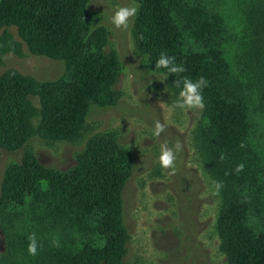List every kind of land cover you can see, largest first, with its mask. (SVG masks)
I'll return each mask as SVG.
<instances>
[{
  "label": "rangeland",
  "instance_id": "obj_1",
  "mask_svg": "<svg viewBox=\"0 0 264 264\" xmlns=\"http://www.w3.org/2000/svg\"><path fill=\"white\" fill-rule=\"evenodd\" d=\"M132 2L88 0L85 11V20L106 39L105 52H112L118 63L113 101L90 105L81 136L47 142L35 134L39 98L30 96L31 133L26 143L15 150L0 149V264H54L49 253L57 241L52 234L58 233L51 221L33 218L29 199L23 207L4 205L8 170L27 157L49 170H68L88 141L103 134L111 135L130 160L129 176L119 191L126 233L120 264H231L217 227L220 215L232 208L244 211L248 224L264 235V73L257 70L253 54L255 31L264 24V0H195L177 8L188 49L204 56L212 49L221 51L227 99L246 113L250 141L244 154L232 161L207 137L210 121L204 108L170 111L180 88L139 52L137 15L127 30L110 23L118 7ZM8 72L37 88L66 78L64 63L32 55L12 27L0 30V75ZM157 120L165 126L158 138L152 135ZM177 140L183 147L175 175H169L158 163L160 146L167 142L173 147ZM241 163L244 170L237 174L234 170ZM213 181L223 182L218 196L211 194ZM31 233L40 246L35 256L27 251Z\"/></svg>",
  "mask_w": 264,
  "mask_h": 264
},
{
  "label": "trees",
  "instance_id": "obj_2",
  "mask_svg": "<svg viewBox=\"0 0 264 264\" xmlns=\"http://www.w3.org/2000/svg\"><path fill=\"white\" fill-rule=\"evenodd\" d=\"M135 1L139 52L154 64L161 52L174 56L186 69L180 76L168 75L174 81L206 78L209 84L202 95L210 121L207 137L227 161L243 155L250 141L249 124L243 108L227 99L221 51L212 49L204 56L192 53L185 43L177 8L195 0ZM87 4L88 0H0V30L15 28L32 55L66 66L64 80L40 88L9 72L0 75V149L15 150L26 143L31 133L30 96L39 98L35 134L47 142L81 136L90 105L113 101L118 63L112 52H105L104 35L85 20ZM255 37L254 60L264 73V24L258 25ZM129 173L130 160L113 137L96 135L68 170L43 168L31 157L10 168L2 201L23 207L29 199L33 218L54 224L58 233L52 237L58 246L55 243L49 253L54 264H120L126 233L119 191ZM219 219L217 235L230 263L264 264V235L248 224L245 212L232 208Z\"/></svg>",
  "mask_w": 264,
  "mask_h": 264
},
{
  "label": "clouds",
  "instance_id": "obj_3",
  "mask_svg": "<svg viewBox=\"0 0 264 264\" xmlns=\"http://www.w3.org/2000/svg\"><path fill=\"white\" fill-rule=\"evenodd\" d=\"M139 7L134 2L127 5L118 7L114 11L113 15L110 18V23L115 29L118 30H127L129 27V22L138 14ZM156 69H166L165 78L168 75L180 76L181 73L186 71L183 64H178L174 56H169L164 52H161L159 58L155 63ZM209 82L206 78L200 77L197 80L193 81L188 77H182L177 79L174 82L176 87L180 88L178 99L170 106V111L175 109H180L184 111L188 110H203L204 108V98L203 90L208 87ZM167 107V105H166ZM165 131V126L159 121H155L152 128V135L154 137H159L161 133ZM182 144L179 140L176 141L173 147H169L168 143H162L160 146V154L158 156V163L162 169L169 170V175H175L176 171V159L177 153L182 151ZM243 147V145H241ZM244 170V164H238L235 168V173H240ZM212 192L214 196H218L221 189L223 188L222 181H213L212 182ZM28 246L27 251L31 256H35L38 253L39 243L35 233H31L27 237ZM57 246H58V242Z\"/></svg>",
  "mask_w": 264,
  "mask_h": 264
}]
</instances>
